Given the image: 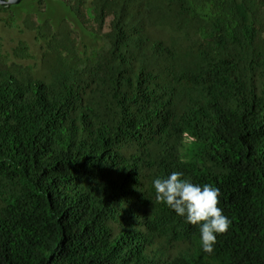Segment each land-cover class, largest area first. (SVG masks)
Returning <instances> with one entry per match:
<instances>
[{
  "label": "trees",
  "instance_id": "1",
  "mask_svg": "<svg viewBox=\"0 0 264 264\" xmlns=\"http://www.w3.org/2000/svg\"><path fill=\"white\" fill-rule=\"evenodd\" d=\"M60 1L99 46L0 35V264H264V0ZM173 171L220 190L212 254L155 200Z\"/></svg>",
  "mask_w": 264,
  "mask_h": 264
},
{
  "label": "clouds",
  "instance_id": "2",
  "mask_svg": "<svg viewBox=\"0 0 264 264\" xmlns=\"http://www.w3.org/2000/svg\"><path fill=\"white\" fill-rule=\"evenodd\" d=\"M155 200L198 227L201 248L212 254L217 237L228 233L232 221L219 207L220 190L210 184H196L181 171L153 180Z\"/></svg>",
  "mask_w": 264,
  "mask_h": 264
},
{
  "label": "rangeland",
  "instance_id": "3",
  "mask_svg": "<svg viewBox=\"0 0 264 264\" xmlns=\"http://www.w3.org/2000/svg\"><path fill=\"white\" fill-rule=\"evenodd\" d=\"M31 15L42 20L50 19L56 27L61 22H70L78 31L80 44L85 49L91 50L101 43V40L87 30L70 8L60 0H47L45 11L40 9L38 0H22L14 5L0 3V35L3 47L12 53V59L16 62L35 65L41 62L42 42L37 39L36 31L25 22ZM20 42L29 45V55L26 57L13 53Z\"/></svg>",
  "mask_w": 264,
  "mask_h": 264
},
{
  "label": "water",
  "instance_id": "4",
  "mask_svg": "<svg viewBox=\"0 0 264 264\" xmlns=\"http://www.w3.org/2000/svg\"><path fill=\"white\" fill-rule=\"evenodd\" d=\"M22 0H0V3L3 5H14L20 3Z\"/></svg>",
  "mask_w": 264,
  "mask_h": 264
}]
</instances>
